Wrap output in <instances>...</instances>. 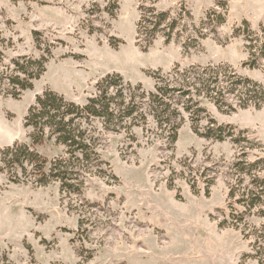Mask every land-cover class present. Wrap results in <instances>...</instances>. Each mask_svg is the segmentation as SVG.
I'll list each match as a JSON object with an SVG mask.
<instances>
[{
	"label": "rangeland",
	"instance_id": "374dc122",
	"mask_svg": "<svg viewBox=\"0 0 264 264\" xmlns=\"http://www.w3.org/2000/svg\"><path fill=\"white\" fill-rule=\"evenodd\" d=\"M42 56L16 99L0 80V151L53 91L109 170L81 196L0 173L3 264H264V0H0V75Z\"/></svg>",
	"mask_w": 264,
	"mask_h": 264
},
{
	"label": "trees",
	"instance_id": "16d2710c",
	"mask_svg": "<svg viewBox=\"0 0 264 264\" xmlns=\"http://www.w3.org/2000/svg\"><path fill=\"white\" fill-rule=\"evenodd\" d=\"M45 63L46 58L43 56L12 60L13 69L10 74L4 77L0 75V80L5 78L10 89L8 95L16 99L21 92L30 90L33 81L38 80L44 72ZM93 123L90 113L84 107L67 101L56 92H43L35 98L24 118V126L31 130L32 144L14 143L1 150L0 173L10 175L13 183L31 181L37 187L56 182L61 192L81 196L87 176H98L103 172L99 169L102 165L109 170L108 163L98 154V138ZM44 141L63 147V156L48 164L32 149V146ZM110 176L114 178L111 173ZM0 264L3 263L0 261Z\"/></svg>",
	"mask_w": 264,
	"mask_h": 264
}]
</instances>
